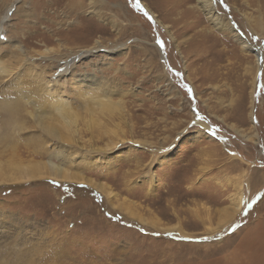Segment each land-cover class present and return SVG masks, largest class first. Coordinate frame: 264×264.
<instances>
[{
  "label": "rangeland",
  "instance_id": "374dc122",
  "mask_svg": "<svg viewBox=\"0 0 264 264\" xmlns=\"http://www.w3.org/2000/svg\"><path fill=\"white\" fill-rule=\"evenodd\" d=\"M162 1L0 0V61L15 66L21 44L74 107L44 119L51 138L0 77L2 104L22 114L0 106V141L20 128L16 154L0 143V264H264V0H212L221 30L197 0H168L171 14ZM79 76L116 103L81 108ZM85 153L70 162L83 180H8L18 157Z\"/></svg>",
  "mask_w": 264,
  "mask_h": 264
},
{
  "label": "bare ground",
  "instance_id": "6f19581e",
  "mask_svg": "<svg viewBox=\"0 0 264 264\" xmlns=\"http://www.w3.org/2000/svg\"><path fill=\"white\" fill-rule=\"evenodd\" d=\"M179 1H185V0H171L170 2L171 3H177ZM162 2H163L162 4L165 5V7H164L165 12H167L168 14H171L172 13V10H171L172 5L169 4V1L166 0V1H162ZM197 2L199 5H196V6H198V8L200 7L203 14L212 23V25L217 28V30H221L225 27L228 29H231L230 25L226 24L221 16H218L217 10H216L215 5H214L212 0H197ZM71 5L75 6L74 3H71ZM71 7H69L70 10H72ZM193 22H195V21H193ZM112 24H113V22H112ZM196 32H198V31H196ZM55 33H57V32L55 31ZM231 36H232V38H234V40H237V38L239 39L241 49L244 52H246L247 50H255L252 48L253 46L251 45V43L246 38L243 37L241 39L240 37L236 36L235 34H232ZM202 37H203V35H202ZM202 37L200 39L196 40V42L194 44H191V47L192 48L197 47L200 49L204 48L207 51V52L200 51V53L196 54V56H195L196 60H201L202 64L203 63L207 64L208 63L207 60H209V59H207V57L214 50L211 48L210 44H208V45L203 44ZM98 42H99L98 40L95 41V43H98ZM214 46H216V44ZM13 47L16 49L17 53H12L10 56L8 54L7 56L8 57H15L17 63L15 64V66L10 68L11 65L8 66V64L0 61L1 62V64H0V77L1 76H4V77L10 76L9 79L12 78V81L17 83L16 88H18V90L21 91V93H20L21 98L25 101L27 99L30 100V101L27 100V102H31L35 106L37 112H36V115H34V117H36L38 122H41L43 124L45 132H47L48 135L50 134L51 138L54 136L59 137L60 132L58 131L59 129L58 130L56 129L57 128L56 125L52 124V123H50L51 125H49V124L47 125V124H45L46 122H44V119L47 118L49 120V118L50 119H56V118H60V117L64 118V115H66V113H68V112L72 113V115H73V111H74L73 108L74 107L72 106V104L70 103V101L67 98H65L61 94H58L54 90L55 87H57V85L51 80V78L46 76L42 69L32 65L31 59H34L33 58L34 55L31 57V59L28 58L27 56H29V54L27 56L25 55L24 50H23V46L21 44H17L16 42L13 44ZM50 49H51V47L49 48L46 46L42 51L46 52V51H49ZM90 51H91L90 49H83V52L88 53ZM223 52H224V50H219L218 54H222ZM206 53H209V54L206 55ZM216 53H217V50H215V55H216ZM37 56H43L41 54V51L37 52ZM216 57L218 58V55H216ZM255 57H256V64L260 65V61H259L260 55L256 50H255ZM81 77L82 76H79L78 77L79 79L77 78L76 82H74V85H73L74 92L76 93L77 96H79L81 98V103H80L81 108L89 107L91 110H93V108L90 107V104H92L94 101H96L101 107H104L106 104L107 105H113L116 103L115 101L111 100V98H108V93L106 92L107 89L105 86H100L97 89H95L91 86V85H93V86L96 85V83L94 81H89L90 83L89 82L86 83V81H88V80H86L85 77L84 78H81ZM205 78H208V77H205ZM202 79H204V78H202ZM7 80H8V78H7ZM19 84H20V86H19ZM25 85L28 86L29 88L22 90V87ZM100 85H105V84H100ZM99 89L101 90V92L98 91ZM5 96L7 97V95H5ZM18 100L15 103H17ZM23 100H22V102H23ZM27 102H25V103H27ZM121 103L122 102H120V101L118 102L119 107H122ZM23 104H24V102H23ZM19 105H20V103L17 105L18 108H19ZM0 106H4L5 112L11 113L12 116L10 118H15L16 115L18 116L19 114H21V112L17 113V112H19L17 110L18 108L17 109L14 108L13 102H11L10 104H5V103L2 104V101L0 100ZM22 108H26L25 105H22L21 109ZM15 109L17 110V112ZM235 109L236 108H234V110ZM0 110H1V108H0ZM21 117H22V114H21ZM67 118H68V116H67ZM5 121H6V119H5ZM14 121L16 122V119ZM195 121L197 123H199L200 126H202L203 128H207L205 126V123L202 122L201 120L196 119ZM20 122H19V125H20ZM66 122H67V120H66ZM94 123H95V121H94ZM13 125L14 124H12L11 126H13ZM60 125L61 124H59V126ZM13 128H14V126H13ZM16 129H13V132L6 130L5 131L6 133H3L1 135L3 138V139L1 138V140H3V141H0V143H3L2 147L10 149L13 154H16V152H15L16 148H17V142L16 141L18 140L17 139L16 141H14L12 139L14 136V133L16 132ZM18 129L20 130L19 127H18ZM59 154L61 156H63L62 153H59ZM67 155L70 156L71 154H67ZM79 157H81L82 159H84L85 157L89 158L88 153L80 154L78 156H71V157L66 156L65 161H63L60 164H56V163L52 162L51 160L45 161V163H35V162L31 163V161H30L31 159L30 160L27 159L28 161L22 162V160L18 157V160H17L18 162H10V164H7V166L10 169V171H7V174L9 177V178L8 177L7 178H8V180L16 182V181H29V180H33V179H37V178H43V176L49 175L50 178L54 179V180H66V181L83 180L84 178L82 179V177L79 176V175H81V173H80L81 171L79 169L76 170L75 165H74V167L72 165L70 166V162H73L74 164L78 165V163H80V161H82V160L78 159ZM63 158H64V156H63ZM76 159H78L79 161ZM72 169H74V170H72ZM99 188H101V186ZM237 208L238 207H236V209ZM232 211H235V210L232 209Z\"/></svg>",
  "mask_w": 264,
  "mask_h": 264
},
{
  "label": "snow or ice",
  "instance_id": "6c2138e0",
  "mask_svg": "<svg viewBox=\"0 0 264 264\" xmlns=\"http://www.w3.org/2000/svg\"><path fill=\"white\" fill-rule=\"evenodd\" d=\"M137 7H139V4H137Z\"/></svg>",
  "mask_w": 264,
  "mask_h": 264
}]
</instances>
